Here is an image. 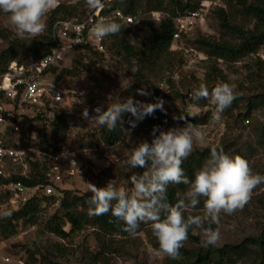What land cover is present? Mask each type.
Listing matches in <instances>:
<instances>
[{
    "label": "rangeland",
    "instance_id": "1",
    "mask_svg": "<svg viewBox=\"0 0 264 264\" xmlns=\"http://www.w3.org/2000/svg\"><path fill=\"white\" fill-rule=\"evenodd\" d=\"M241 0H219V6L229 11L232 24L251 30L257 19L249 14L240 3ZM248 2L252 0H247ZM77 6L74 15H84L90 12L85 0H59V3ZM135 22L126 24L122 36L131 45L139 48L142 40L147 38L148 25L159 24L162 18L169 16L171 7L164 3L161 11L149 10L157 0H139ZM150 3V4H149ZM211 10L206 19L199 23L187 36L173 41V46L158 60L149 64L144 71V81L137 80V60L128 58L124 52L112 44V39L106 38L110 49L105 54L88 50L82 53L78 62L74 59L79 51L67 52L64 60L54 66L52 76L61 82L67 99L64 104H46L45 110L26 108V113L32 116L31 130L46 127L61 110L66 109L74 114V121L64 140V144L75 150L82 173L69 175L62 167L63 180L55 183L52 195L57 201L44 199L36 224H28L21 220L17 233L4 238L0 236V255L9 257L7 261L0 257V264H180V259L173 260L160 251L159 242L152 233L150 224L141 223L135 234L123 233L117 230H106L91 223L94 215H89L88 200L91 193L87 191V182L97 186H106L113 180L117 187H124L131 192V176L142 174L144 168L133 169L125 161L132 149L141 140L153 139V128L168 130L172 127L185 126V120L179 119L181 114L198 113L205 120L203 124H192L204 133L202 144L194 143L195 149L206 147H222L229 155L239 154L245 157L254 173L264 175V44L257 50L239 57L236 60H225L208 56L194 41L199 36H210L216 40L238 41V35L221 28L218 17ZM73 9V8H72ZM59 14L58 16H61ZM46 29L39 35H47L50 29L49 13L46 16ZM38 37V36H36ZM22 40L9 23L8 14L0 12V53L13 47L15 58L22 63H29V46L36 38ZM217 67L219 70L215 69ZM71 70L68 72L66 70ZM222 72V73H220ZM2 77L0 66V80ZM200 83H206L209 90L217 83L235 84L237 98L221 115L219 121L212 120L214 105L209 99H201L204 106L197 105L191 98L192 90ZM146 89L149 95L137 94L138 89ZM153 91L160 93L168 118L153 121L151 115H146L137 121V126L131 128L129 121L135 119L130 113L122 114V125L118 122L120 140L109 145L104 140L102 129L94 119L82 118L84 107H88L90 115H95L93 109L102 105L105 109L109 103H119L129 96L135 100L153 102ZM41 112L45 119L37 115ZM1 137L10 140L13 135L10 125H1ZM157 135L159 132L156 133ZM4 135V136H3ZM180 192L182 197L187 192ZM63 190H72V194L81 196V203L73 211L82 219L83 227L75 229L65 216L61 206ZM40 196L45 194L40 191ZM10 203L0 200V211H7ZM204 200L200 201L193 215H203ZM188 213H185L187 216ZM56 224H62L69 234L60 237L51 231ZM209 225L205 224V228ZM212 229L219 232V241L215 246L240 244L249 237H258L264 230V183L258 185L252 193L248 204L235 213H221L219 225L212 224ZM203 230H190L185 248H196L201 245ZM227 264H264L256 245L246 242V248L238 258Z\"/></svg>",
    "mask_w": 264,
    "mask_h": 264
},
{
    "label": "clouds",
    "instance_id": "2",
    "mask_svg": "<svg viewBox=\"0 0 264 264\" xmlns=\"http://www.w3.org/2000/svg\"><path fill=\"white\" fill-rule=\"evenodd\" d=\"M105 0H85L91 9L102 8ZM59 6V0H0V12L8 14L9 23L22 40L41 35L46 29V16ZM122 24L111 19L101 18L91 28L87 40L78 43H93L95 39L118 34ZM236 85L217 83L209 90L206 83H200L191 93L193 101L209 99L214 105L212 120L219 121L222 113L237 98ZM137 94L149 95L146 89H138ZM164 110V101L155 102L135 100L132 96L119 103H109L106 109L97 105L90 115L86 106L82 118L94 119L97 125L114 130L118 122L122 125V114L130 113L135 119L130 120L131 128L137 121L156 110ZM198 113L189 112L187 116L195 118ZM181 114L179 119L186 120ZM159 132L157 135L156 133ZM153 139L141 140L132 149L125 163L133 169L144 168L142 174L131 176V192L124 187H117L113 180L106 186H97L87 182L89 215L100 216L111 213L118 221H123L124 230L135 234L141 223L150 224L159 249L173 260L181 258L180 249L188 239L189 231L203 230L202 247L215 246L219 241V232L212 229V224L219 225L221 213L231 215L242 210L250 201L253 190L264 183V175L254 173L249 161L239 155H229L222 147L210 148V156L195 173L190 181L185 175L182 163L194 150V143L202 144L204 133L201 129L186 123L183 127L168 130L153 128ZM189 185L184 197L175 204L167 198L169 185ZM204 197L203 215H193L192 210ZM185 213H188L185 216ZM11 211H0V218H8ZM205 224L209 227L205 228Z\"/></svg>",
    "mask_w": 264,
    "mask_h": 264
},
{
    "label": "trees",
    "instance_id": "3",
    "mask_svg": "<svg viewBox=\"0 0 264 264\" xmlns=\"http://www.w3.org/2000/svg\"><path fill=\"white\" fill-rule=\"evenodd\" d=\"M150 1V0H149ZM167 1V6L171 7L170 14L167 17L161 19L159 24L152 22L148 25L147 38L142 40L141 47L137 48L131 45L122 36L124 32L125 23L117 21L122 24V30L115 35L107 36L106 38L112 39V44L120 48L122 52L126 54L128 58H134L138 63V70L135 73L137 80L144 81V71L148 68L149 64L160 59L171 46H173V34L175 32L174 19L179 13H183L187 10L196 9L202 0H157L155 5H151L149 10L161 11L164 9V3ZM240 3L247 10L249 14L257 19V23L253 29L246 31L245 29L232 24L229 19V11L224 6H217L215 9L216 16L218 17L219 24L222 29L232 32V34L238 35V41L230 40H216L210 36H199L194 42L197 43L208 56L221 58L225 60H236L239 57L247 54L257 52V50L264 44V0H241ZM150 4V3H149ZM139 0H121L117 3L110 5L108 10L113 8H121L126 13L136 15L139 8ZM73 8V9H72ZM77 6L67 5L59 3V6L49 13V25L50 29L47 35L36 37L29 46L31 61L44 56L50 51L54 45V40L51 34V27L57 18H68L73 16L74 10ZM61 16H58L61 14ZM116 21V20H115ZM110 47H108V50ZM90 49H82L79 51V55L76 56L74 62H78L82 58V53ZM94 51V50H92ZM96 52V51H95ZM98 53V52H97ZM105 54V53H99ZM16 53L13 47L4 49L0 53V66L2 74L7 69L8 64L15 58ZM215 69L219 70L217 67ZM71 72V70H66ZM222 73V72H220ZM160 98L158 91H153L152 101L155 102ZM197 105L204 106L201 102H197ZM46 107L41 110H45ZM41 120L45 119L44 114L41 112L37 115ZM24 119L28 121L27 136L29 139H38V147L44 151L51 150L52 152H59L61 150V144H64L66 135L70 129V123L74 121V114L69 110L63 109L55 115L54 119L50 122L49 129L46 127L38 128L37 130H31L34 127L31 124L32 116L29 114L23 115ZM151 118L153 121L165 120L168 118V113L164 110H156ZM186 122L193 124H203L205 120L200 116H187ZM102 133L104 140L107 144L112 145L120 140L121 132L117 128L109 131L106 126L103 127ZM210 148L195 149L182 163V167L185 171V175L190 181L195 179V173L202 167L205 161L210 156ZM220 148V147H218ZM239 154V152H238ZM240 155V154H239ZM46 164L40 157L36 161L31 162L30 174L28 177L16 176V179L22 180L25 184L35 186L42 183H47V177L45 174ZM188 185L178 184L169 185L167 191V198L170 203L175 204L179 198H182L180 192L185 191ZM64 196L61 198V206L65 209V216L67 220L72 224L75 229H81L83 227V221L80 219L73 209L81 203V196L73 195L72 190H63ZM6 199L8 201V193L0 190V200ZM44 199L57 201L58 198L54 195L40 196V191L37 195L29 199L25 204L18 207H10L7 211H11L12 215L8 218H0V236L8 238L17 233L18 223L23 220L28 224H36L38 214L41 211V204ZM204 197L200 198V201L204 200ZM91 223L99 225L106 230H117L123 233H129L124 230L123 221L116 220L115 217L108 213L106 215L94 216L91 219ZM51 231L55 232L60 237L68 236V232L64 230L62 224H56ZM246 242L256 245L259 248L261 255L264 256V230L258 237H249L244 242L236 244H226L222 247L209 246L207 248L202 245L196 248L180 249V264H227L234 261L235 257L238 258L246 248ZM54 264H61L59 262H53Z\"/></svg>",
    "mask_w": 264,
    "mask_h": 264
},
{
    "label": "built area",
    "instance_id": "4",
    "mask_svg": "<svg viewBox=\"0 0 264 264\" xmlns=\"http://www.w3.org/2000/svg\"><path fill=\"white\" fill-rule=\"evenodd\" d=\"M121 0H105L102 8L92 9L84 15H75L68 18H57L51 27L54 45L44 56L29 63L12 60L0 80V126L10 125L13 135L5 140L0 135V190L8 193V202L13 207L25 204L29 199L42 191L45 195H52L55 183L62 182V167L67 166L69 175H79L82 168L75 150L61 144L59 152L44 151L38 147L39 140L29 139L27 136L28 121L23 117L26 108L42 109L46 104H64L68 92L53 78L54 66L64 60L67 52L74 53L82 49L94 50L98 53H107L106 37L94 42L78 43L87 40L93 25L101 18H111L125 24L135 22V15L126 13L113 5ZM219 5V0H202L194 10L179 13L175 19L174 40H178L202 23L212 9ZM31 116V115H30ZM6 130H0L1 132ZM4 136V135H3ZM40 157L45 162V171L48 182L30 186L16 176L28 177L31 162ZM0 257H2L0 255ZM5 260L10 258L2 257Z\"/></svg>",
    "mask_w": 264,
    "mask_h": 264
}]
</instances>
